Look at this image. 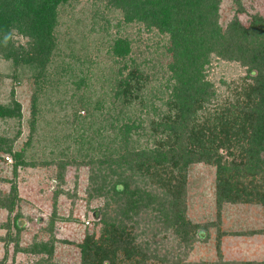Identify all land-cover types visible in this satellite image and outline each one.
<instances>
[{"label": "trees", "instance_id": "obj_1", "mask_svg": "<svg viewBox=\"0 0 264 264\" xmlns=\"http://www.w3.org/2000/svg\"><path fill=\"white\" fill-rule=\"evenodd\" d=\"M81 2L86 7L75 11ZM221 2L0 0V60L12 68L13 82L27 75L32 85L27 138L15 149L18 133L10 138L5 132L0 136V153L10 156L14 171L36 165L26 162V155L36 135L40 98L55 94L50 77L69 78L73 91L58 107L63 122L53 121L74 136L70 146L56 154L55 167L63 170L79 159L90 171L87 193L107 199L93 213L104 232L84 236L77 262L53 260L54 213L41 229L47 238L25 246L20 245L25 221L19 223L22 216L16 213L10 225L0 223L6 233L0 238L4 249L0 264L5 263L9 245L11 259L22 254L30 264H144L156 257L149 256L155 252L148 243L135 240L133 229L142 216L169 231L182 254L203 241L204 231L212 227L193 224L184 215L187 171L199 163L214 168L217 208L256 206L263 213L262 227L231 234L264 236V14L247 13L239 0H232L233 12L221 25ZM63 16L69 19L66 53L58 38ZM79 23L85 32H77L92 37L91 49L71 44L68 29ZM141 32L148 37L143 49L138 48L143 43ZM154 37L163 42L162 50ZM214 61L233 64L243 74L228 82L219 79L222 96L209 78ZM49 67L60 72L50 75ZM92 81H100L98 95ZM21 116L11 89L6 101L0 102V122L19 125ZM53 143L58 145V137ZM1 198L0 207L2 202L13 203L7 196ZM108 206L115 210L113 221L106 220ZM10 229L13 236H5ZM223 235L217 227L215 250L219 264H228L220 259Z\"/></svg>", "mask_w": 264, "mask_h": 264}, {"label": "rangeland", "instance_id": "obj_2", "mask_svg": "<svg viewBox=\"0 0 264 264\" xmlns=\"http://www.w3.org/2000/svg\"><path fill=\"white\" fill-rule=\"evenodd\" d=\"M247 13L264 14V0H239ZM81 2L75 7V11L83 7ZM234 5L232 0H222L219 8L220 24L224 25L233 12ZM242 20L244 19L241 17ZM78 19V18H77ZM61 28L58 30L60 48L64 49L65 28L67 17H62ZM79 23L77 28L70 27L71 44L76 47L86 49L90 47L91 38H84L77 31L85 32ZM135 31V28L133 29ZM75 32V34H74ZM132 32V30H131ZM142 38L139 49H143L147 41V34L140 33ZM154 40H158L154 37ZM20 41H24L21 39ZM89 43V44H88ZM162 50L164 44L157 41ZM96 45V44H95ZM157 48V47H156ZM66 53V49H64ZM88 50V49H87ZM104 53L101 51L102 56ZM102 58V57H101ZM99 57L98 60L101 59ZM64 59V58H63ZM65 60V59H64ZM70 61V59H68ZM102 64V63H100ZM53 66V65H52ZM102 65H100L101 67ZM98 67V68H100ZM56 67H49V74L59 73ZM209 78L219 86L218 92L222 96L224 87L219 83V79L224 82L236 80L242 76V70L233 64L214 61ZM0 102L6 101L9 92L12 89L15 100L21 105V120L19 125L12 122L7 124L0 122V136L5 132L12 138L18 133L14 142L15 149H18L27 138L30 120L29 100L31 96V81L27 75L18 81H12V68L8 63L0 60ZM52 85V96H42L37 106L36 115V135H34L28 153L26 162H33L34 167L17 168L12 170V160L9 155L0 153V199L7 196L13 203L2 202L0 207V223L11 224L14 214L19 213L21 221L24 222L21 232L20 245L25 246L31 240H45L47 236L41 232L42 228L47 226L54 213V237L56 239L53 260L61 263H75L78 260V245L82 242L86 234L95 233L97 236L103 234L104 227L98 223L93 213L104 207L107 199L91 191L87 193L89 167L81 165L79 159L77 165H70L63 170L55 167L56 154L63 150L65 146H70V139L73 138V132L68 129L64 132L61 127L55 126L56 121L62 116V111L58 107L63 106L69 100L70 93L73 91L70 84L71 79L62 78V80L48 81ZM92 88L98 95L101 91L100 81L94 82ZM223 98V97H220ZM66 105V104H65ZM80 115H83L81 112ZM64 124V123H63ZM69 134V135H68ZM54 137H58V147L52 144ZM69 138V139H68ZM72 153L73 149H69ZM69 152V151H68ZM68 154V153H67ZM63 159V157H62ZM48 164V165H46ZM97 173V172H96ZM99 176V175H97ZM100 183V180H97ZM94 184V183H93ZM92 184V189L94 185ZM91 196V197H90ZM106 220L113 221L117 218L112 206L106 209ZM184 215L187 220L197 225H209L203 241L194 242L189 250H182L180 254L176 248L177 239L169 231H161L159 226L152 222L145 221L141 217L139 225L133 229L136 235L137 243H148L149 249L155 254L156 259H149L144 264H219V258L215 250L217 241V227L225 235L219 238L220 259L224 263L238 261H264V236L254 237L234 236L231 233L237 231H247L251 228L262 227L263 213L256 206L245 207L242 205L222 204L217 208L214 199V168L204 164H193L189 167L185 183L184 196ZM56 218V219H55ZM8 235L13 236L12 230L6 231ZM5 230H0V238H3ZM232 237V238H231ZM235 240V244L233 243ZM6 260L4 264H30L31 260L26 259L22 254H15L11 259V245L8 247ZM229 253V258H224ZM4 249L0 242V259L3 256ZM233 255V256H232ZM254 259V260H252Z\"/></svg>", "mask_w": 264, "mask_h": 264}, {"label": "crops", "instance_id": "obj_3", "mask_svg": "<svg viewBox=\"0 0 264 264\" xmlns=\"http://www.w3.org/2000/svg\"><path fill=\"white\" fill-rule=\"evenodd\" d=\"M252 237H254V236H252ZM231 238H232V237H231ZM236 241H237V240H235L233 243L235 244ZM222 255H223L224 258H225V257H226V258H229V257H230V256H227V255H229V253H226V254H225L224 249L222 250ZM232 256H233V255H232ZM226 258H225V259H226ZM252 260H254V259H252Z\"/></svg>", "mask_w": 264, "mask_h": 264}]
</instances>
